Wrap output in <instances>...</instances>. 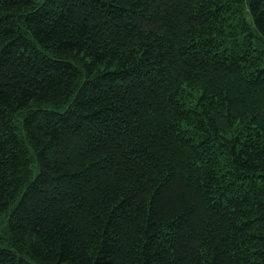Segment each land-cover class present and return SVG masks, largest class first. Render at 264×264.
Returning a JSON list of instances; mask_svg holds the SVG:
<instances>
[{"label": "trees", "instance_id": "trees-1", "mask_svg": "<svg viewBox=\"0 0 264 264\" xmlns=\"http://www.w3.org/2000/svg\"><path fill=\"white\" fill-rule=\"evenodd\" d=\"M0 264H264V0H0Z\"/></svg>", "mask_w": 264, "mask_h": 264}]
</instances>
